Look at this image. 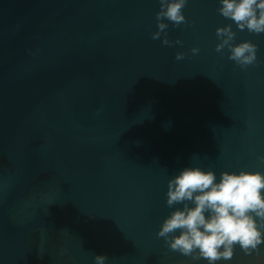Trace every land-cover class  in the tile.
I'll return each instance as SVG.
<instances>
[{
  "label": "water",
  "instance_id": "1",
  "mask_svg": "<svg viewBox=\"0 0 264 264\" xmlns=\"http://www.w3.org/2000/svg\"><path fill=\"white\" fill-rule=\"evenodd\" d=\"M220 6L187 0L169 47L159 0H0V264H207L157 237L183 207L169 180L264 174V33ZM230 24L256 64L215 51ZM218 264H264V244Z\"/></svg>",
  "mask_w": 264,
  "mask_h": 264
},
{
  "label": "clouds",
  "instance_id": "2",
  "mask_svg": "<svg viewBox=\"0 0 264 264\" xmlns=\"http://www.w3.org/2000/svg\"><path fill=\"white\" fill-rule=\"evenodd\" d=\"M218 12L233 21L241 31L264 33V0H219ZM160 11L156 14L158 31L152 39H160L171 47L167 38V20L174 27L187 23L182 10L187 0H159ZM216 35L221 42L215 51L228 48L229 59L241 69L257 62V45L251 41L233 44L236 33L231 24L218 28ZM175 44H181L176 40ZM195 55L198 48H193ZM177 60L184 59L178 53ZM264 162V157H258ZM167 205H183L176 208L162 223L158 238L166 247L194 261L207 264L230 261L237 246L246 254L259 255L264 244V174L241 170L239 173L222 172L217 182L214 171L199 167H185L168 182ZM179 232L177 235L176 233ZM95 264H105L107 256L96 255Z\"/></svg>",
  "mask_w": 264,
  "mask_h": 264
}]
</instances>
